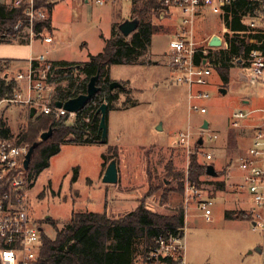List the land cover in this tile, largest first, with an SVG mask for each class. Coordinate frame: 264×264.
<instances>
[{"label":"rangeland","instance_id":"374dc122","mask_svg":"<svg viewBox=\"0 0 264 264\" xmlns=\"http://www.w3.org/2000/svg\"><path fill=\"white\" fill-rule=\"evenodd\" d=\"M113 5L100 7L92 0L53 2L49 18L54 44L34 42L32 56L47 51L52 62L88 61L102 50L113 24H119L120 18L127 19L130 2H122L121 8ZM150 19L162 24L164 32L152 36L147 51L136 63L115 64L110 68L111 81L124 83L125 89H114L117 98L106 116L107 143L61 144L59 152L50 157L48 167L27 189L28 213L52 239L54 225L60 229L71 210L101 211L104 198L105 209L108 207L104 210L111 218L133 211L139 204L158 214L170 215L181 207L184 209L186 182L192 183L188 171L191 155L202 164L204 152L211 153L213 158L206 162L222 168L221 171L215 177H200L199 185L192 184L201 190L202 197L212 196V213L206 221L199 210L188 209L183 232L185 260L187 264H261L255 250L261 244V235L251 226L247 195L233 183L238 175L231 172L226 179L225 172L235 165L237 135L241 141L251 127L264 125V80L251 74L245 58L231 59L228 68L208 60L210 74L201 86L208 97L196 100L206 107V113H188V88L174 82L169 56L164 54L168 39L180 32V18L172 10L162 16L151 14ZM190 31L193 42L202 48L207 47L212 36L225 40V34L230 35L221 15L208 12L195 17ZM244 40L252 42L247 37ZM17 42L1 41L5 44H0V56L8 51L6 45ZM225 47L223 43L211 47L209 58ZM220 89H225V93ZM25 110L21 105L6 107L0 120L19 136L26 130ZM238 111L245 115L239 126L233 128L232 113ZM203 119L209 123L208 132L216 134L215 139L208 140L199 131L196 125ZM72 121L67 119V123ZM159 123L162 130L157 129ZM187 129L193 133L189 146L183 147L177 142V135ZM202 134L203 142L198 144ZM114 152L119 176L115 184H106L99 173L102 169L104 172ZM74 167L78 169L77 179L71 183ZM221 181L227 183L225 194L216 196V182ZM140 251L141 246L135 252L134 264H141Z\"/></svg>","mask_w":264,"mask_h":264},{"label":"built area","instance_id":"2783aa9c","mask_svg":"<svg viewBox=\"0 0 264 264\" xmlns=\"http://www.w3.org/2000/svg\"><path fill=\"white\" fill-rule=\"evenodd\" d=\"M58 0H0L8 9L19 10L23 18L17 20L13 30L16 38L6 37L4 41H26L31 44L38 41L52 44L50 25H46L49 18L51 4ZM89 2L90 0H78ZM96 5L103 6L114 1L133 0H92ZM235 0H161L167 9H173L180 18V32L171 37L167 54L169 66L174 70L175 83L187 86L189 109L199 113H206V107L196 100L208 97V93L201 90L210 74L207 67L211 46L197 47L191 36L193 21L197 15L208 12L223 15V7ZM223 20V19H222ZM242 22L252 30V33L262 35V47L249 51L245 61L255 78L264 80V6L263 11L253 17H244ZM188 28V30H187ZM22 39V40H21ZM221 44L225 40L220 39ZM53 65L46 54L40 53L27 59L25 67L16 69L10 61L0 60V77L12 79L16 86L11 95L0 97V118L4 108L10 106H24L26 115L29 109H35V115H53L55 118L66 116L74 119L76 112H69L54 103L56 83L51 79ZM61 101V100H60ZM63 102V101H62ZM242 111L232 113L230 126L237 128L239 120L244 117ZM9 128L7 125L5 126ZM0 123V264H30L35 260L41 245L40 234L43 231L40 223L35 222L28 213V181L26 169L23 167L28 144L19 141L18 134H4ZM199 131L206 134L208 140L215 139L214 133L208 129ZM202 134V138L203 135ZM192 131H180L177 142L180 146L188 147ZM188 149V153H189ZM206 160L213 158L211 153L203 155ZM236 168L241 171L239 188L248 194L251 226L261 235L259 255L264 264V125L254 127L250 144L235 159ZM201 190L195 184L186 182L184 202H195L206 221L212 213V198L201 196ZM183 233H164L153 238L147 254L141 259V264H187L185 260V243Z\"/></svg>","mask_w":264,"mask_h":264},{"label":"trees","instance_id":"16d2710c","mask_svg":"<svg viewBox=\"0 0 264 264\" xmlns=\"http://www.w3.org/2000/svg\"><path fill=\"white\" fill-rule=\"evenodd\" d=\"M264 0H235L223 7L222 19L230 32L225 34V49L216 51L209 60L220 67H229L231 59L236 61L246 58L251 49L262 47V35L252 33L243 22L244 17H253L263 11ZM166 8L161 0H133L131 18L138 19L137 29L126 38L118 30V23H114L111 36L104 42L103 49L93 55L86 62H52L53 70L50 80L56 83L55 98L65 101L86 92L89 78L100 68L96 85L100 88L95 96L84 107L76 112L71 123L67 117L55 118L53 115L39 114L32 118L26 116V130L19 133V141L30 146L37 142L28 168L26 169L28 186H32L38 174L49 165V159L60 150L64 143L90 144L100 143L98 123L100 114L97 109L105 103L107 110L112 108V102L117 93L109 90V67L115 64H134L138 57L147 51L152 36L163 33L164 26L153 23L150 15L162 16ZM23 18L19 10L8 9L0 3V43L4 38H16L13 30L14 23ZM122 22V21H120ZM119 22V23H120ZM46 25H50L49 18ZM245 37L252 42L245 43ZM22 40V39H21ZM25 42V41H19ZM11 61L9 59H3ZM224 79L225 76H223ZM12 79L0 77V97L11 95L15 89ZM122 83L118 90H124ZM2 127L6 123L1 119ZM51 128V135L46 140H40L42 132ZM4 134L9 128L2 129ZM116 152L111 154L113 159ZM106 159V155H103ZM206 165L198 163L195 155H191L189 162L190 182L199 185L200 177L206 176ZM77 167L71 177V183L77 179ZM219 174V173H218ZM222 186V182H216ZM232 213H227L229 216ZM184 226L183 209H178L170 215L158 214L139 204L118 218H111L106 211H75L60 229L54 225L55 236L49 238L45 233L40 234L41 245L37 256L30 264H134L135 252L141 246V259L147 254L153 238L164 233H182Z\"/></svg>","mask_w":264,"mask_h":264},{"label":"water","instance_id":"95a60500","mask_svg":"<svg viewBox=\"0 0 264 264\" xmlns=\"http://www.w3.org/2000/svg\"><path fill=\"white\" fill-rule=\"evenodd\" d=\"M138 19L136 17L134 18H127L124 19L121 23L118 25V30L124 37H128L133 33L137 27H138ZM209 46L211 47H218L221 44L220 38L218 36H212L211 39L208 42ZM100 68H98V71L95 75L91 76L89 78V81L87 83L86 92L77 95L76 97L69 98L65 101L57 100L55 101V105L57 107H62L65 110L69 112H77L79 111L84 105L91 100L95 94L99 91V87L96 85L98 76H99ZM121 87V84L117 81H111L109 83V90L112 91L115 88ZM221 93H225V89H220ZM97 112L100 114L99 123H98V132H100V142L106 143V116H107V106L105 103H102L99 105ZM35 114V109L31 107L29 109V117L32 118ZM207 121H204L202 129H207ZM51 128L48 130L42 132L39 136L40 140H46L51 135ZM198 144H202V138L199 137L197 140ZM37 142L32 143L25 154L24 161H23V167L24 169L28 168V164L30 162L31 155L37 146ZM206 174L211 177H215L217 175L216 171L214 170V167L211 164L206 165ZM118 179V170H117V162L115 158L111 159L110 162L107 164L103 175H102V182L106 184H115ZM257 252H259V247H256L255 249Z\"/></svg>","mask_w":264,"mask_h":264},{"label":"crops","instance_id":"0c3cea01","mask_svg":"<svg viewBox=\"0 0 264 264\" xmlns=\"http://www.w3.org/2000/svg\"><path fill=\"white\" fill-rule=\"evenodd\" d=\"M83 3H88V2H85V1H82ZM122 2H124V1H114L113 3H110V4H106V5H113V6H115L116 8H121L120 7V5L122 6ZM103 6H105V5H103ZM100 7H102V6H100ZM173 9H169V10H166V12L167 11H172ZM174 12H176L175 10H173ZM130 14H132V3L130 2V9H129V13L127 14V18H131V16H130ZM176 14H177V12H176ZM120 15V14H119ZM177 16H178V14H177ZM121 19V20H120ZM119 20L120 21H123L124 19L123 18H120ZM49 22H50V24L52 23V21H50V18H49ZM121 23V22H120ZM221 25H223V23L221 22ZM225 26V25H224ZM50 27H51V25H50ZM226 28V27H225ZM211 38H209V40H210ZM221 39V38H220ZM169 40H170V38L168 39V43H169ZM209 40H207V41H209ZM22 41H24V40H22ZM35 42H37V43H40V42H38V41H35ZM18 44H16V45H10V44H8V45H6L5 47L6 48H9L8 49V51H6V53L4 52V53H2V56H0V60H3V59H9V60H11L10 62L12 63V65L14 66V68H16V69H21V68H23V67H25V64H26V61H27V59H29L30 57H35V56H32V54H31V47L33 46L32 44L34 43V42H32L31 44H28V43H26V41L25 42H17ZM0 44H5V43H0ZM40 44H43V43H40ZM52 44H54V41H53V43ZM52 44H50V45H52ZM32 45V46H31ZM168 46V45H167ZM5 47H3V48H5ZM1 48V47H0ZM103 49V48H102ZM167 51H168V47H167V50L166 51H164V54H166L167 53ZM47 53V51L44 53V54H46ZM46 56H47V54H46ZM112 66V65H111ZM111 66L109 67V77H110V79L111 80H113V78H111V75H110V68H111ZM127 83V82H126ZM192 101V99H190V97H189V90H188V104H187V109H188V113H191L192 111L189 109V103ZM25 116H27V115H25ZM204 121H207L206 119H203V120H200V122H199V124L198 125H196V126H198V127H200V125L201 126H203V123H204ZM207 125H208V127H209V123H208V121H207ZM196 126H194V127H196ZM189 127L191 128L192 126L189 124ZM208 127H207V129H208ZM157 129L158 130H162V125H161V123H159V125L157 126ZM190 130V129H189ZM251 131H249L248 132V134H246L245 136H242L241 137V141L239 140L238 141V135H237V137H236V139H235V142H236V145H237V150H236V152L234 153L235 155H234V157H235V159H236V157L240 154V153H242L244 150H245V148L250 144V142H251V138H252V134H253V130H254V127H251V129H250ZM193 133V132H192ZM202 138V137H201ZM202 142H203V138H202ZM239 142H240V144H239ZM106 143H107V140H106ZM109 146H115V145H112V144H109ZM205 153V152H204ZM213 156V155H212ZM204 158V163L203 164H211L213 167H214V170L216 171V173H217V175H218V173L221 171V169L222 168H216L215 166H214V164L213 163H207L206 161V159H205V157H203ZM103 170V169H102ZM101 170V172L99 173V175L101 174V176L103 175V171ZM231 172H235L236 173V175H238V177H237V179H236V181H233V183L236 185V186H238L239 184H240V182H241V175H242V173H241V171H239L237 168H236V165H234V166H232V167H227V170H226V179L228 178V176H229V174L231 173ZM216 175V176H217ZM118 176H119V173H118ZM229 179V178H228ZM87 180V179H86ZM88 180H90L91 182H93V180H91V179H88ZM71 182V181H70ZM90 182V183H91ZM222 183H223V181H221ZM225 182H226V180H225ZM94 183V182H93ZM232 183V184H233ZM225 184H226V186H227V183H223V185L222 186H219L218 184H216V196L217 195H219V194H221V193H224L225 194ZM93 185V184H92ZM231 185V184H230ZM239 187V186H238ZM224 188V189H223ZM239 190H241L242 192H244V193H246L244 190H242L241 188H239ZM125 193H127V192H123L122 194H125ZM213 195H215V194H213ZM246 195H247V200H248V202H247V210H248V213H249V208H250V202H249V198H248V194L246 193ZM106 196V195H105ZM122 197V198H121ZM118 196V198H121V199H123V196ZM210 197H212V196H210ZM105 199L106 198H104V201H103V206H102V210L101 211H103L104 209H105ZM120 199V200H121ZM136 207V206H135ZM134 207V208H135ZM194 208H196L197 210H199V208L197 207V205H196V203L195 202H189L188 204H184V209H183V220H184V226H183V229H182V233L184 232V227H185V225H186V214H188V209H192V210H194ZM106 211L108 210V207H107V209H105ZM72 211V210H71ZM71 211H70V213H71ZM77 211H80V210H77ZM82 212L83 211H90V210H88V208H85L84 210H81ZM101 211H94V212H101ZM200 211V210H199ZM201 212V211H200ZM70 215V214H69ZM201 215H202V212H201ZM68 218H69V216H68ZM67 219V218H66ZM254 230V229H253ZM258 247V246H257Z\"/></svg>","mask_w":264,"mask_h":264}]
</instances>
